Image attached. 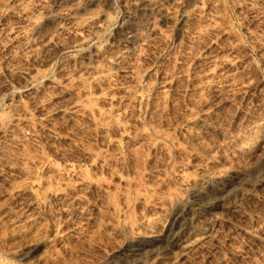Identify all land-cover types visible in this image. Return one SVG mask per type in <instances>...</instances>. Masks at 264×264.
Returning a JSON list of instances; mask_svg holds the SVG:
<instances>
[{"label":"rangeland","instance_id":"374dc122","mask_svg":"<svg viewBox=\"0 0 264 264\" xmlns=\"http://www.w3.org/2000/svg\"><path fill=\"white\" fill-rule=\"evenodd\" d=\"M59 1L0 0V264H264V0H161L155 13L75 0L106 30L30 59L2 51L23 12L44 29ZM152 16L157 33L110 83L76 77L96 50L139 45ZM36 67L44 102L16 89ZM12 97L32 118L18 132Z\"/></svg>","mask_w":264,"mask_h":264},{"label":"bare ground","instance_id":"6f19581e","mask_svg":"<svg viewBox=\"0 0 264 264\" xmlns=\"http://www.w3.org/2000/svg\"><path fill=\"white\" fill-rule=\"evenodd\" d=\"M150 9L152 13L160 12L163 9L164 3L161 0H148ZM200 4V3H199ZM201 5V4H200ZM56 7L51 10H46L45 18L47 20L46 27L40 26L39 18L30 15L29 13H24L19 22L12 23L6 34V39L2 43V51H8L13 56H20L24 59H30L36 57L40 49L52 50L58 48V44L61 41H66V39H72L74 43L84 39L85 37L92 36L98 31L107 28L110 24V19L108 17L101 19H96L94 17H80L75 13L70 12L68 9L76 6L75 0H60ZM46 5H44V8ZM200 9V10H199ZM203 8H198L202 12ZM68 19L69 23L64 20ZM211 26V25H210ZM210 29V27H208ZM214 29V27H212ZM209 29H207L209 31ZM211 31V29H210ZM157 33L156 18L152 16L147 20L146 32H139L140 44L136 47H130L132 39L135 34L124 37L119 43L117 42L115 47V54L113 55H103L100 50H96L95 53L89 56V61L82 65H79L77 70V78L83 82L91 80L96 83L100 82H111L112 81V71L115 68H119L120 64L129 58L130 56H137L142 50L145 43L149 42L154 34ZM65 38V39H64ZM69 41V40H68ZM71 42V40H70ZM66 44V43H65ZM62 45V44H60ZM71 45H67L62 48H69ZM213 75V74H212ZM72 74L67 71H62L61 77L69 78ZM24 83L19 85L16 89L21 91L25 95H28L30 99L36 100L42 98L43 94L40 90V84L46 80V74L40 68H33L31 71L25 72L22 75ZM55 85H60V83L55 82ZM45 97H43L44 99ZM47 98L42 100L46 101ZM20 108L21 112H17ZM8 111H13V131H22L25 124L30 122L31 116L27 113V106L25 104L20 105L12 97L8 103ZM63 111L62 109L56 110L53 113H58ZM65 112L69 114H80L90 116L93 110L88 109L83 103L77 101H70L64 108ZM1 120V118H0ZM260 125H264L263 122ZM2 124L0 125V130ZM262 129V128H261ZM14 135V134H13ZM12 135V136H13ZM11 136V135H9ZM12 143L19 144V140H11ZM244 147V146H243ZM218 159V158H217Z\"/></svg>","mask_w":264,"mask_h":264}]
</instances>
